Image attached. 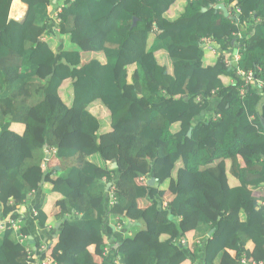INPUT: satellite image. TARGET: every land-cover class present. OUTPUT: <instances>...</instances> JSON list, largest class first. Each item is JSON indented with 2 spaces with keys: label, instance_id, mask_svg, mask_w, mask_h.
<instances>
[{
  "label": "trees",
  "instance_id": "trees-1",
  "mask_svg": "<svg viewBox=\"0 0 264 264\" xmlns=\"http://www.w3.org/2000/svg\"><path fill=\"white\" fill-rule=\"evenodd\" d=\"M21 2L19 21L0 0V264H98L105 219L132 231L111 249L121 264L264 262V87L241 95L225 63L238 49L264 84V0ZM27 204L57 236L43 252Z\"/></svg>",
  "mask_w": 264,
  "mask_h": 264
},
{
  "label": "crops",
  "instance_id": "crops-1",
  "mask_svg": "<svg viewBox=\"0 0 264 264\" xmlns=\"http://www.w3.org/2000/svg\"><path fill=\"white\" fill-rule=\"evenodd\" d=\"M19 1L22 5H24L25 10L18 8L17 11L13 12L12 8H11L10 16L12 15L11 18L15 19V20H16V17L22 16L21 15L22 12L24 13V15H26L25 13L27 12V6L25 4H23L21 2V0H19ZM240 59H241V55H240L238 49H236L234 51L233 58L229 59L233 63V67L235 66V70L240 69L238 67V64H237ZM88 61H85V62H88ZM261 83L263 84V82H261ZM262 87H264V84ZM110 199H111V202L114 203V201H115L114 197H111ZM50 200H51L50 202H53V204L50 208V214H51L50 217H52L53 215H55L59 211V200L60 199H59V197H56V196H50ZM140 206L142 208H145V206H146L145 202L142 201ZM31 211H32V209H31L30 204H27V212L25 213L27 220L25 222V225L28 227V230L31 234V236L29 237L31 244L33 243V239H32L33 236L41 235L44 233L45 235H43V241H44L43 244H48V242H52L51 246H52V244L54 245V242H55L56 237H57L55 232L48 233L47 230L42 229L38 224H36L35 222L28 219V216H29ZM105 223H106L107 227H112V233H110V234L107 233V238L109 240V246L104 248L102 251L98 250V249H91L90 251L95 256V261L98 264H115L116 262L120 263L119 258L114 257V254L111 251V249H112V247H114V249L117 250L119 248V243H120V240L122 239V237H124L125 235H128V234H132V231L129 230L127 227L125 228L124 226H121L120 220H118V219L115 220V223L110 221L109 219H107V220L105 219ZM53 226H54V224H50L49 228L53 229ZM105 233H106V231H105ZM195 264H202V263H201V261H196Z\"/></svg>",
  "mask_w": 264,
  "mask_h": 264
},
{
  "label": "built area",
  "instance_id": "built-area-1",
  "mask_svg": "<svg viewBox=\"0 0 264 264\" xmlns=\"http://www.w3.org/2000/svg\"><path fill=\"white\" fill-rule=\"evenodd\" d=\"M207 43L212 44L210 40ZM225 63H226L227 67H230L231 69L233 68V63L229 59ZM236 75L238 77H241L243 80V85L241 87V95H244L245 88H247L248 86H254V85H256L258 87L263 86V84L255 77L254 71L243 72L242 70L238 69V70H236ZM142 180H144V179H142ZM21 228H22L21 226L16 225L14 223H12L11 227H10L11 230H14L17 233H20ZM0 230H2L1 225H0ZM27 240H28V237L26 235H23L22 233L19 234V242L20 243L26 244ZM46 248H47V244H42L40 247V252L45 251ZM30 264H56V263L54 261H52L50 258H47L44 261H38V260L31 261ZM115 264H120V263L116 262ZM239 264H264V262H262V261L261 262H257V261H251L250 262L247 259V257L244 256L242 259L239 260Z\"/></svg>",
  "mask_w": 264,
  "mask_h": 264
},
{
  "label": "rangeland",
  "instance_id": "rangeland-1",
  "mask_svg": "<svg viewBox=\"0 0 264 264\" xmlns=\"http://www.w3.org/2000/svg\"><path fill=\"white\" fill-rule=\"evenodd\" d=\"M24 10H25V8H24ZM21 15L22 16L16 17V20L21 21V20H23L25 18V15H24L23 12L21 13ZM10 17H12V15ZM68 43L69 42L67 41V44ZM95 55H96V53H84L83 57H84L85 61H88L90 59L95 58ZM96 58H98V57H96ZM41 85H43V83L38 81V80L31 81V83L29 84V91L28 92H30L32 95L30 96V101L29 102L36 103V102H38L39 100H41L43 98L44 87L41 86ZM72 100H73L72 87L70 86L69 95L66 97V102H69L71 104ZM94 114L96 116H98L102 120V122L104 124H106V121H107L108 125H105V128L109 129V113L102 107V105L97 104V106L94 108ZM101 115L104 116L105 118L106 117H108V118L107 119L101 118Z\"/></svg>",
  "mask_w": 264,
  "mask_h": 264
},
{
  "label": "water",
  "instance_id": "water-1",
  "mask_svg": "<svg viewBox=\"0 0 264 264\" xmlns=\"http://www.w3.org/2000/svg\"><path fill=\"white\" fill-rule=\"evenodd\" d=\"M216 9H217V10H221V11H223L225 17H229V10L227 9V7H226L224 4H219V5H217V6H216ZM236 52H237V51H236ZM236 52H235V53H236ZM261 122H262L263 127H264V121L262 120ZM191 134H192V131L189 132V136H191ZM47 149H48V146H45L46 160L49 161V160L51 159V153H50L49 151H47ZM116 167H117V164H116L115 161H113V162H111V163L109 164V169H114V168H116ZM147 184H148L149 186H158V185H157V180H156V178H155L154 171H152L151 174L149 175V178L147 179ZM110 186H111V185H109L108 187H110ZM172 218H173V217H171V219H172Z\"/></svg>",
  "mask_w": 264,
  "mask_h": 264
}]
</instances>
